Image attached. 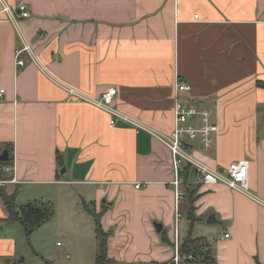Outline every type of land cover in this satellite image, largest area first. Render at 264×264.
I'll list each match as a JSON object with an SVG mask.
<instances>
[{
  "label": "crops",
  "instance_id": "1",
  "mask_svg": "<svg viewBox=\"0 0 264 264\" xmlns=\"http://www.w3.org/2000/svg\"><path fill=\"white\" fill-rule=\"evenodd\" d=\"M6 2L27 5L21 29L55 77L94 97L117 88L115 106L160 134L174 129L177 80L190 84L184 101L210 110L219 132L210 150L197 139L188 151L218 170L248 160L251 191L264 201V89L257 86L264 82V0ZM20 46L14 25L0 20V154L13 151L3 172L16 180L0 187L17 192L21 208L20 200H48L52 187L80 186L79 199L112 229L114 264H171L170 150L145 131L112 128L108 114L71 102L35 65L18 67ZM191 174L181 186L179 240L182 247L201 238L214 262L183 264H264V207L226 185L197 184ZM212 214L220 223L208 224ZM8 218L0 199V264H17L24 228Z\"/></svg>",
  "mask_w": 264,
  "mask_h": 264
},
{
  "label": "built area",
  "instance_id": "2",
  "mask_svg": "<svg viewBox=\"0 0 264 264\" xmlns=\"http://www.w3.org/2000/svg\"><path fill=\"white\" fill-rule=\"evenodd\" d=\"M0 3L2 5L0 20H5L13 24L20 40L21 46L16 51V62L18 67L23 68L28 65H35L50 81L67 93L71 102L89 104L108 114L110 117V126L112 128L124 126L133 128L137 132L145 131L158 139L170 150L172 169L175 176L172 185L175 187L176 196L174 257L171 264H182L183 260L180 254L181 243L178 235V221L182 218L179 203L184 198V193L181 188L183 183L181 173L186 166L192 168L195 183L201 185H226L230 189L247 196L264 207V201L255 196L251 191L250 162L248 160L234 162L230 164L228 168L218 170L206 165L188 151V142L197 139H200L205 150H210L214 146L216 135L219 132V126L213 122L210 110L198 109L194 106L187 105L184 101L183 96L192 91V86L190 84L177 80L174 92V129L169 135L160 134L145 126L140 120L120 111L115 106V99L118 95L117 88L110 86L100 96L94 97L55 77L50 70L41 63L38 54L21 29L20 22L30 18L27 5L20 3L17 8L14 9L6 0H0ZM24 55L28 57L27 60L24 59ZM5 94V90H0V101L4 100ZM13 168L14 166L12 165L8 170H13ZM15 181V179L12 181L0 180V186H5ZM141 186V184H136L137 189H140ZM228 237L229 235L226 234L225 238ZM189 259L193 258L189 257Z\"/></svg>",
  "mask_w": 264,
  "mask_h": 264
},
{
  "label": "rangeland",
  "instance_id": "3",
  "mask_svg": "<svg viewBox=\"0 0 264 264\" xmlns=\"http://www.w3.org/2000/svg\"><path fill=\"white\" fill-rule=\"evenodd\" d=\"M31 187L32 185H25L23 190L27 191ZM52 188V191L49 189L45 191L44 195L46 194L49 199L44 201L50 202L55 207L56 216L54 220L30 235L22 229L23 237L19 240V256L16 263L95 264L99 240L95 220L90 213L93 206L79 199L80 186ZM33 199L43 200L42 197ZM19 203L25 205L28 202L20 200ZM104 226L109 229L112 227L109 224ZM110 237L112 238V229ZM110 245V254L117 255L118 252L112 251V239ZM183 260L189 261L187 258Z\"/></svg>",
  "mask_w": 264,
  "mask_h": 264
},
{
  "label": "trees",
  "instance_id": "4",
  "mask_svg": "<svg viewBox=\"0 0 264 264\" xmlns=\"http://www.w3.org/2000/svg\"><path fill=\"white\" fill-rule=\"evenodd\" d=\"M257 86L264 89V82L258 81ZM10 161L7 163L0 162V180L7 179L3 169L12 164L13 161V151H10ZM192 173V168L186 166L181 175L183 182H188L189 177ZM0 199L4 202V205L9 213L8 220L10 222H18L25 229L28 235L34 233V231L40 229L45 224L54 220L56 216L55 207L50 202L45 201H35L30 202L28 206L19 208L16 204L17 192L12 195H8L5 188L0 187ZM96 224V234L99 240V251L96 256L95 264H113L112 259L109 256V238L111 232L106 231L102 225L101 214L98 215L94 213L93 209L90 211ZM191 218L196 221L194 216ZM203 240L201 238L191 239L189 238L181 247L180 254L181 257H186L189 261H194L195 259H201L205 263H213L209 256H206V252L202 245ZM192 257L193 259H188Z\"/></svg>",
  "mask_w": 264,
  "mask_h": 264
},
{
  "label": "water",
  "instance_id": "5",
  "mask_svg": "<svg viewBox=\"0 0 264 264\" xmlns=\"http://www.w3.org/2000/svg\"><path fill=\"white\" fill-rule=\"evenodd\" d=\"M10 161V154L8 150H4L2 154H0V162L1 163H7ZM66 172V168H63L60 170V174H64ZM29 203H27L25 206H28ZM215 223H220L218 220H216L215 216L212 214L208 218V224H215ZM161 226H157L158 232L161 231Z\"/></svg>",
  "mask_w": 264,
  "mask_h": 264
}]
</instances>
